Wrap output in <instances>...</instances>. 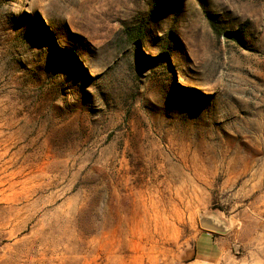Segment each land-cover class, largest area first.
Returning a JSON list of instances; mask_svg holds the SVG:
<instances>
[{
  "label": "rangeland",
  "instance_id": "obj_1",
  "mask_svg": "<svg viewBox=\"0 0 264 264\" xmlns=\"http://www.w3.org/2000/svg\"><path fill=\"white\" fill-rule=\"evenodd\" d=\"M208 214L264 264V0H0V264H178Z\"/></svg>",
  "mask_w": 264,
  "mask_h": 264
},
{
  "label": "crops",
  "instance_id": "obj_2",
  "mask_svg": "<svg viewBox=\"0 0 264 264\" xmlns=\"http://www.w3.org/2000/svg\"><path fill=\"white\" fill-rule=\"evenodd\" d=\"M229 235L199 229L190 238L193 239L192 245L185 242L186 247L178 255V264H221L222 261L227 262Z\"/></svg>",
  "mask_w": 264,
  "mask_h": 264
},
{
  "label": "water",
  "instance_id": "obj_3",
  "mask_svg": "<svg viewBox=\"0 0 264 264\" xmlns=\"http://www.w3.org/2000/svg\"><path fill=\"white\" fill-rule=\"evenodd\" d=\"M199 225L201 229L213 232L216 234H227L230 229L227 224L220 219L216 214H208L205 216H199Z\"/></svg>",
  "mask_w": 264,
  "mask_h": 264
}]
</instances>
